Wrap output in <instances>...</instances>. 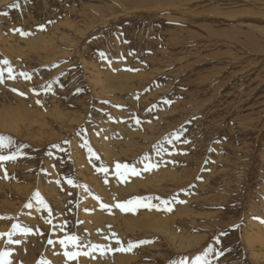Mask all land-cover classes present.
Returning a JSON list of instances; mask_svg holds the SVG:
<instances>
[{
  "label": "rangeland",
  "instance_id": "obj_1",
  "mask_svg": "<svg viewBox=\"0 0 264 264\" xmlns=\"http://www.w3.org/2000/svg\"><path fill=\"white\" fill-rule=\"evenodd\" d=\"M191 1L184 12L177 2L162 0L0 5V60L10 61L15 76L8 79L5 71L0 82V133L26 145L25 155L0 162V233L14 223L32 229L14 234L20 244L0 236V250H12V264H169L184 258L191 264L209 244L226 250L218 260L210 254L212 264H264V245L252 239L253 223L264 229V0ZM179 18L192 22L188 30L165 25ZM53 80L52 91L40 89ZM4 118L13 131L2 128ZM181 128L179 140L170 136ZM117 163L135 165L139 175L118 178ZM147 163L159 166L144 171ZM101 165L108 171H99ZM112 189L123 201L175 195L172 210L186 215L181 230L191 242L180 249L155 234L148 239L153 247L89 251L91 244L118 249L113 233L125 247L149 237L119 208L101 207L111 206L104 194ZM37 191L51 213L37 206ZM29 202L35 205L26 207ZM197 209L207 215L196 217ZM96 215L107 220L99 223ZM72 234L89 246L75 250L88 254L68 260L59 239Z\"/></svg>",
  "mask_w": 264,
  "mask_h": 264
},
{
  "label": "snow or ice",
  "instance_id": "obj_2",
  "mask_svg": "<svg viewBox=\"0 0 264 264\" xmlns=\"http://www.w3.org/2000/svg\"><path fill=\"white\" fill-rule=\"evenodd\" d=\"M8 7L18 8L19 7L18 0H13V2L10 5H8ZM49 23H51V21H49ZM38 27L43 29L44 25H39ZM14 31L19 32V34L23 36H27L31 34L27 31H24L22 28L14 29ZM100 55L102 58H106L105 53L101 52ZM3 65H7V68L3 67ZM5 71H7L8 73V76H7L8 79H15V76L13 75V69H12L11 63L10 61L7 60V58L0 60V82H3L5 78L4 77ZM19 75L23 76L25 79H31V75L27 72H21L19 73ZM57 82L58 80L49 81L46 85H41L40 89L45 92H50L52 91L53 83H57ZM33 90L35 91V89ZM13 91H17V90L13 89ZM79 91H82V89H77V92ZM20 94L24 95V93H20ZM37 103H40V101H37ZM137 123H139V120H137ZM184 131L185 130L183 128L178 129L174 131L173 133H171L170 136L176 140H179L180 137L183 135ZM184 142L189 143L190 141L185 140ZM168 143H172V139H168ZM25 147L26 145L22 143H17L14 137H12L10 134L0 133V162L15 161L19 156L25 155V153L22 152V149ZM53 147H57V145H53ZM11 148H14V151H10L8 155L2 154L3 149H11ZM88 151L92 153L93 155H95V153L92 152L91 148H89ZM97 159H99V157H97ZM144 159L147 160L148 157H145ZM2 166L3 165L0 164V167ZM158 166H159L158 164L147 163L145 164L143 170L148 171ZM116 169H117L116 175L120 179L126 178L129 173L131 175H139V172L137 171L135 165H127V164L122 165V164L117 163ZM98 170L103 171V172L108 171V169L104 167L103 165H101L100 169ZM67 182L69 184H74V181L71 177L67 178ZM34 199L36 200V204L38 207L48 209L49 213H51V209L48 208L47 203L43 200V198L40 196L38 191L34 194ZM96 199L99 200L100 197H96ZM154 199L159 200L160 204H151L150 202ZM145 201H148L149 203H145ZM173 201H176L175 195L171 197L170 199H161L160 197H157V196H147V197L136 196V197H132L122 202H117L116 204L111 205V206L102 204L101 207L109 208V210L111 207H117L124 212L135 211L137 207H152V208L163 207L166 211H172L171 204ZM179 202L182 203L183 201H179ZM26 207L32 208L33 204L29 202L26 205ZM3 218H8V217H3ZM256 219H260V218L256 217ZM48 222L51 223L50 220ZM261 222H264V220H262ZM60 227L61 229H63V225H61ZM233 227H238V225H234ZM17 231H20L26 235V234L31 233L32 229L30 227H27V226L22 227L20 224L14 223L12 225V229L8 233H0V236L6 235L8 237V240H7L8 244H13V243L20 244L22 242L21 240L13 239V236ZM226 234H227L226 232H221L219 236H223ZM219 236L214 237L216 244L220 243ZM113 238H115L117 240V243L120 244V247L118 249H111L108 245L91 244L89 251L93 249H99L102 252L105 250L132 251L135 247L139 245L151 242L149 240H140V241H135V242L130 240L128 241L127 246L125 247L122 244V242L119 240V238L116 236V234L114 233H113ZM78 241H79V237H77L75 234L66 235L64 238L59 239V244L63 246L65 249L64 256H66L68 260L75 259L80 254H88V253H82L80 251L75 250L78 248L83 249L85 247H89L88 245L78 243ZM48 243L53 244L54 241L52 239H49ZM70 244L73 246L72 251L68 250V245ZM11 251L12 250L10 248L5 249V250H0V264H12V261L8 259V257L11 255ZM225 251L226 250H222V249L214 247L213 244H209L207 248L204 249L201 255H197L194 258V260L191 261V264H212V261L209 259L210 254H214V258L218 260L219 257L224 255ZM43 264H50V262L45 261L43 262ZM169 264H188V261L186 258H184L179 261H170Z\"/></svg>",
  "mask_w": 264,
  "mask_h": 264
},
{
  "label": "bare ground",
  "instance_id": "obj_3",
  "mask_svg": "<svg viewBox=\"0 0 264 264\" xmlns=\"http://www.w3.org/2000/svg\"><path fill=\"white\" fill-rule=\"evenodd\" d=\"M8 0H0V5L1 4H3V3H5V2H7ZM115 1V0H114ZM117 1V0H116ZM118 1H122V0H118ZM142 1H144V0H142ZM163 1V3L165 4V3H168V5L170 4V5H172V4H174V2H177V6H176V9H178V11H181V12H184V10H186V9H188L189 7L191 8V6L193 7V5L195 4L194 3V1H191V0H162ZM202 2V0H198V1H196V2H198L199 4H197L196 3V5H200L201 4V2ZM206 1V0H205ZM147 2H148V0H147ZM160 2V1H159ZM173 2V3H172ZM204 2V1H203ZM263 2V0L261 1V3ZM106 3V2H105ZM151 3V2H150ZM149 3V4H150ZM252 3V2H251ZM104 4V3H103ZM154 4V3H153ZM151 5V4H150ZM203 6V5H202ZM264 6V5H263ZM101 7V6H100ZM106 7V6H105ZM204 7V6H203ZM107 8V7H106ZM109 8V7H108ZM98 9V8H97ZM157 9V11H155V13H158L159 12V10H161V9H159V7H157V8H155V10ZM206 9H211L212 11H213V9L214 8H206V7H204V11L206 10ZM103 10H104V8H103ZM106 10V9H105ZM202 9H193L192 10V12L194 13V14H196V13H199L200 11H201ZM256 10V9H255ZM112 11V10H111ZM99 12V11H98ZM107 12V11H106ZM188 12V11H187ZM202 13H203V11H202ZM211 13H213V12H211ZM217 13V12H216ZM148 14V13H147ZM183 14V16H184V13H182ZM192 14V13H191ZM100 15V14H99ZM214 15V14H213ZM104 16V15H103ZM181 16V15H180ZM182 17V16H181ZM179 19H181V20H178L179 22H174V24H171V23H169V22H167L165 25H168L169 24V26L171 27V28H175V31H177L178 30V32L180 33V31H182L183 29H182V27H185V25L187 26L186 28V30H188L189 29V24H188V22H190V23H192L191 21H187V20H183L182 18H179ZM184 19H186V18H184ZM194 19V18H193ZM196 19H198V18H196ZM135 20V19H134ZM185 22H187V23H185ZM196 22V21H195ZM197 25H200L198 22L197 23H195V26H197ZM116 27V26H115ZM179 33H175L174 34V39L175 40H178V42H179V40H182V38H180V37H178L177 35H179ZM182 34H185V32H181ZM188 33V32H187ZM237 33V32H236ZM181 34V35H182ZM235 34V33H234ZM264 34V33H263ZM186 36H190V34H187ZM215 36V35H214ZM233 36V35H232ZM235 36V35H234ZM169 36H167V38H168ZM172 37H169V39L170 38H172ZM187 37V38H188ZM196 37V36H195ZM199 37V36H198ZM261 37V36H260ZM144 38V37H143ZM180 38V39H179ZM244 38V37H243ZM142 39V38H141ZM166 39V38H165ZM256 39V38H255ZM171 40V39H170ZM173 40V39H172ZM175 40H174V42H172V43H175ZM263 41V40H262ZM212 43L211 44H213V45H218V43L217 42H213V41H211ZM139 43V42H138ZM169 43H170V41H169ZM221 44H222V42H220ZM228 42H225V44H223V45H226ZM179 44V43H178ZM213 47V46H212ZM185 48V47H184ZM183 53V52H182ZM158 54V53H157ZM180 54V53H179ZM155 55V54H154ZM147 61V60H146ZM148 62V61H147ZM157 64V63H156ZM195 64V63H194ZM127 70V69H126ZM134 72V71H133ZM128 76V75H127ZM133 76V75H132ZM131 76V77H132ZM139 76V75H138ZM130 77V78H131ZM127 78V77H126ZM135 79V78H134ZM129 80V79H128ZM131 80H132V78H131ZM131 80H129V81H131ZM121 88V87H120ZM131 88V87H130ZM101 89V88H100ZM132 89V88H131ZM119 90V89H118ZM124 90V89H123ZM132 91V90H131ZM54 111V110H53ZM6 116V115H5ZM4 117V116H3ZM7 119V120H6ZM4 118V122H2L3 124H1V126H2V128L3 129H7V130H14V128L12 127V125L8 122L9 121V119L8 118ZM125 122V121H124ZM127 129V128H126ZM125 129V130H126ZM230 146V145H229ZM107 159H108V161H111V159L110 158H108L107 157ZM82 160H84V158L82 159ZM114 163V162H113ZM109 165H111V166H115V163L114 164H109ZM167 169H169V168H167ZM158 176V175H157ZM135 186H132L131 188H134ZM145 188H148V186H144V191H145ZM253 188V187H252ZM114 189V188H113ZM111 190V191H109V192H107V194H104V195H106V199L111 203V205H114V204H116V202H115V200L114 199H116V201L117 202H122L123 201V199H122V197H121V195H119L118 193H116V190L114 191V190ZM125 189H127V187L125 188ZM157 189V188H156ZM147 190V189H146ZM150 189H148V191H149ZM153 190H155V187H154V189ZM158 190V189H157ZM157 190H155V191H157ZM256 194H258V193H256ZM172 195V194H171ZM171 197V196H170ZM126 199V198H125ZM128 199V198H127ZM164 199H165V197H164ZM222 201V200H221ZM146 202V201H145ZM151 204H158L157 202H150ZM33 205H35V203L33 204ZM114 208V207H113ZM114 209H116V210H118L117 208H114ZM119 211H122L121 209L119 210ZM121 214H120V216H122L125 220H127L128 222H130V225H132V226H136L140 231H141V233H139V234H146V236L148 237L147 238V240L148 239H152L153 238V236H155V234H160V235H164L165 237H167V238H169L170 239V241L173 243V244H175V246H177V248H180V249H185V242H187V243H190L191 242V240L190 239H187V238H189L188 237V235L186 236H184V233L185 232H183L182 230H184V229H182V225H183V223H184V221L185 220H187L184 216H186V215H184V216H181L182 214H180V213H176V211L174 210H172L171 212H162V211H160L159 210V208H152V207H137L136 209H135V211H129V212H124V211H122V212H120ZM195 214V213H194ZM196 214H197V216L196 217H198V216H204V215H207V213H203V209H197V211H196ZM95 216V215H94ZM97 216V215H96ZM187 217H190V216H187ZM254 217V216H253ZM219 218V217H218ZM94 219V218H93ZM97 219H100L99 220V223H102L103 222V224L105 223V221L107 220V218H99L98 216H97ZM102 219V220H101ZM260 223H262L261 221H260ZM250 224V223H249ZM259 223L258 222H255V223H253V229H255L256 227H257V229L255 230V235H253V238L252 239H254V240H256V242H257V240L258 241H261V243L264 245V229L263 228H259V225H258ZM102 225V224H101ZM100 225V226H101ZM103 226V225H102ZM129 226V225H128ZM104 227V226H103ZM251 227V226H250ZM182 229V230H181ZM107 230V229H106ZM111 230V229H110ZM109 230V231H110ZM108 231V230H107ZM182 231V232H181ZM105 233H107V232H105ZM187 233V232H186ZM189 233V232H188ZM253 234H254V231H253ZM196 235V234H195ZM250 235V234H249ZM252 235V234H251ZM110 236V235H109ZM190 236H191V234H190ZM197 236V235H196ZM246 237H247V234H246ZM249 237V236H248ZM247 237V238H248ZM164 238V237H163ZM251 238V237H250ZM136 239V238H135ZM110 240V239H109ZM151 241V240H150ZM248 241H249V238H248ZM161 242V241H160ZM195 242V241H194ZM199 243V242H198ZM252 243V242H251ZM149 244V246H154L155 245V242H150V243H148ZM221 244V243H220ZM258 244V243H257ZM256 244V245H257ZM261 244V245H262ZM158 245V244H157ZM188 245V244H187ZM249 245V244H248ZM159 246V245H158ZM157 246V247H158ZM189 246V245H188ZM191 246H193V245H191ZM251 247V246H250ZM263 247V246H262ZM261 247V248H262ZM164 248V247H163ZM171 248V247H170ZM189 248V247H188ZM264 248V247H263ZM249 249V248H248ZM259 249H258V247H257V251H258ZM166 251V250H165ZM260 251V250H259ZM106 251H104V253H105ZM131 253V252H130ZM255 253V252H254ZM260 254V253H259ZM255 255V254H254ZM256 255H258V254H256ZM130 256H133V254L132 255H130ZM134 257V256H133ZM132 257V258H133ZM161 257V256H160ZM132 258H130V259H132ZM253 259V258H252ZM133 260V259H132ZM125 261V260H124ZM120 262V261H119ZM146 263H149V262H146ZM252 263V262H251Z\"/></svg>",
  "mask_w": 264,
  "mask_h": 264
}]
</instances>
